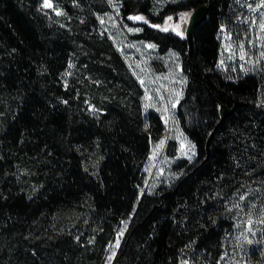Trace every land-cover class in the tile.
Listing matches in <instances>:
<instances>
[{
	"label": "trees",
	"instance_id": "obj_1",
	"mask_svg": "<svg viewBox=\"0 0 264 264\" xmlns=\"http://www.w3.org/2000/svg\"><path fill=\"white\" fill-rule=\"evenodd\" d=\"M120 1L125 20L144 18L136 37L182 56L177 118L197 156L151 190L146 163L168 126L144 113L141 85L94 30L93 9L55 0L69 14L59 26L41 0H0V264H217L237 203L245 221H260L264 258V69L217 66L234 0H187L157 14L151 0ZM200 3L209 11L189 53L166 20ZM71 63L78 76L63 77ZM222 104L233 112L220 123Z\"/></svg>",
	"mask_w": 264,
	"mask_h": 264
},
{
	"label": "rangeland",
	"instance_id": "obj_2",
	"mask_svg": "<svg viewBox=\"0 0 264 264\" xmlns=\"http://www.w3.org/2000/svg\"><path fill=\"white\" fill-rule=\"evenodd\" d=\"M104 10L97 11L93 0L81 4L93 9L96 26L94 30L100 36L108 37L117 48L127 68L140 83L142 108L159 113L168 126V137L153 143L146 172L150 189L169 186L178 179L183 168L181 160L188 162L197 156L196 144L184 131L177 118V105L183 97L188 75L182 68V56L170 48L161 53L153 40L136 37L143 26L136 20H125L121 12L120 0H99ZM187 0H151V11L159 13L167 4H180ZM51 7H45L41 0L43 14L49 22L62 26L69 18L68 12L55 0H48ZM76 10L78 3L75 4ZM79 10V11H80ZM187 14V15H185ZM191 11H183L179 16H169L166 27H171L177 34L185 36ZM140 16V15H137ZM219 31L221 44L217 66L234 73H249L264 69V0H234ZM84 20V17L82 18ZM152 45V47H149ZM243 56V59L241 58ZM77 74V67L70 64L63 77ZM175 142V152L169 153L168 143ZM234 213L235 223L228 233L225 252L217 264H264L261 256L262 239L260 221L257 218L244 220L237 203ZM183 264H192L185 261Z\"/></svg>",
	"mask_w": 264,
	"mask_h": 264
},
{
	"label": "water",
	"instance_id": "obj_3",
	"mask_svg": "<svg viewBox=\"0 0 264 264\" xmlns=\"http://www.w3.org/2000/svg\"><path fill=\"white\" fill-rule=\"evenodd\" d=\"M209 11V6L206 3H200L194 10L191 12L189 21L185 31V37L189 46V53H191L194 49V35L197 27L207 18ZM233 112V108L228 107L225 104L220 106V123L223 122L231 113ZM214 131L210 134L207 140V151L209 153V147L211 138L213 136Z\"/></svg>",
	"mask_w": 264,
	"mask_h": 264
},
{
	"label": "snow or ice",
	"instance_id": "obj_4",
	"mask_svg": "<svg viewBox=\"0 0 264 264\" xmlns=\"http://www.w3.org/2000/svg\"><path fill=\"white\" fill-rule=\"evenodd\" d=\"M44 6H45V7H51V4L48 2V0H45V4H44ZM185 15H187V14H185ZM130 19H134V20H143L144 18L141 17V16H136V17H130ZM168 19L171 20L172 18L169 17ZM153 27H158V26H157V25H153ZM167 30H168L167 28L164 29V31H167ZM149 47H152V45H149ZM241 58L243 59V56H241ZM120 235L122 236V235H123V232H121ZM118 246H119V245L117 244V247H118Z\"/></svg>",
	"mask_w": 264,
	"mask_h": 264
}]
</instances>
